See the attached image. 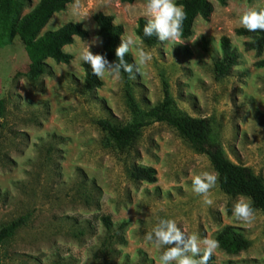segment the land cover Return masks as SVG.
I'll list each match as a JSON object with an SVG mask.
<instances>
[{
	"label": "rangeland",
	"instance_id": "1",
	"mask_svg": "<svg viewBox=\"0 0 264 264\" xmlns=\"http://www.w3.org/2000/svg\"><path fill=\"white\" fill-rule=\"evenodd\" d=\"M37 1L25 0L22 14ZM209 2V18L195 17L191 34L171 47L160 41L146 45L135 35L145 0H72L50 16L40 34L87 14L76 21L87 36L74 37L63 47L71 55L69 62L46 58L47 71L35 80L26 75L28 59L17 36L0 48L5 105L0 117V226L26 218L2 243L0 264H103L99 248L107 232L102 216L109 218L118 239L107 257L110 264H159L163 249L146 239L159 217L175 219L187 234L201 238H214L231 225L249 241L237 253L218 247L209 264L264 262V215L254 209L251 222L243 223L231 213L233 202L247 197L227 195L216 183L207 193L213 203L206 205L192 191L193 175L204 170L216 174L205 154L195 152L172 127L151 121L120 152L97 125L102 118L119 124L138 119L128 94L146 110L162 99L166 82L176 107L206 118L211 138L228 158L264 180V67L255 65L264 59V48L259 55L246 50L248 37L235 33L240 13L259 0ZM97 12L111 15L122 26L121 38L138 40L151 60L140 65L135 79L105 74L98 87L87 91L82 63L72 52L83 42L93 53L100 49V43H91L98 36L92 19ZM223 36L235 63L216 77L213 62L221 57ZM128 54L131 63L137 62V47ZM133 165L154 168L155 181L132 179Z\"/></svg>",
	"mask_w": 264,
	"mask_h": 264
},
{
	"label": "trees",
	"instance_id": "2",
	"mask_svg": "<svg viewBox=\"0 0 264 264\" xmlns=\"http://www.w3.org/2000/svg\"><path fill=\"white\" fill-rule=\"evenodd\" d=\"M72 0H38L34 6L22 14L25 0H0V48L8 44L13 36L22 42L28 59L26 75L30 80H35L47 71L46 58L57 63L69 62L71 55L63 50L70 44L74 37L87 36L86 29L80 22H66L56 29L46 30L40 34L50 16L64 9ZM130 3L133 0H119ZM222 1V0H221ZM185 11L182 37L191 34V27L195 17L208 19L212 12L209 0H178ZM92 19L97 27V35L102 39L100 49L94 53L105 55L109 62L115 61V48L120 43L122 26L113 23L111 15L97 12ZM144 17H139L134 28L135 35L146 45H153L158 40L153 37H143ZM237 35H244L248 40L243 45L246 50H254L259 55L264 48V32H248L243 27L235 30ZM221 57L214 60L213 66L216 77L227 74L231 65L235 63L230 43L227 37H221ZM125 61L131 63L129 54ZM255 65L264 67V59L257 60ZM83 87L89 91L101 84L99 78L92 74L89 65L82 63ZM125 80L129 75L121 72ZM128 102L134 116L132 120L119 124L109 119H99L97 125L105 133L107 140L120 152L125 151L136 138L140 129L151 122H163L172 127L195 152L205 154L211 167L216 172L219 189L230 196L242 195L251 199L252 208L258 209L264 215V180L256 175L248 166L231 161L219 142L210 136V124L206 118L194 117L178 109L170 95L166 82H163V97L160 101L146 110H140L135 104L131 94H128ZM4 100L0 98V117L4 113ZM147 118V119H145ZM130 177L135 180L147 182L155 181V170L150 166L133 165L130 169ZM26 218L20 216L0 226V247L2 243L11 237L16 229L24 224ZM101 221L107 234L103 238L99 252L102 254V263L110 264L108 255L113 252V242H117L116 231L107 216H102ZM123 226V224H121ZM219 241V248L226 253H237L247 248L249 241L243 233L231 225H225L214 234ZM50 264H64L57 261ZM248 264H264L248 263Z\"/></svg>",
	"mask_w": 264,
	"mask_h": 264
},
{
	"label": "clouds",
	"instance_id": "3",
	"mask_svg": "<svg viewBox=\"0 0 264 264\" xmlns=\"http://www.w3.org/2000/svg\"><path fill=\"white\" fill-rule=\"evenodd\" d=\"M260 4H264V0H259L256 6H249L239 15L238 25L248 32L258 30L264 32V7H261ZM86 16L87 14L76 21H80ZM142 16L145 18L142 29L143 37L155 36L158 41L169 43L171 47L185 41L182 39L185 11L177 3V0H145ZM91 43H102V39L95 36ZM131 47L138 49L137 62L135 63L125 61V56ZM72 54L81 63L89 65L92 74L97 78H102L107 74L119 79L123 72L135 79L140 65L151 60V54L140 48L139 41L131 36H124L120 39V43L115 48L116 60L112 62H109L105 55L91 52L87 42H83L82 47L74 48ZM62 69L63 66L60 70ZM217 179V174L207 170L201 171L191 178L192 191L204 197L203 202L206 205L213 203L211 199L207 198V193L216 185ZM231 213L238 222H251L253 218L251 199L244 197L236 199L232 204ZM146 239L153 242L158 249H163L159 254V264H209L214 251L219 247V241L215 238H201L197 233L189 235L178 226L175 219L166 217L157 219L151 232L147 233Z\"/></svg>",
	"mask_w": 264,
	"mask_h": 264
}]
</instances>
